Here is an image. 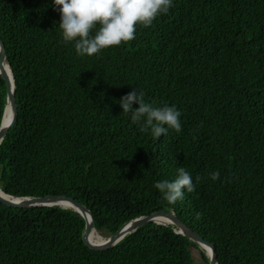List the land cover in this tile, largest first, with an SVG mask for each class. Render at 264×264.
Segmentation results:
<instances>
[{
	"label": "trees",
	"instance_id": "trees-1",
	"mask_svg": "<svg viewBox=\"0 0 264 264\" xmlns=\"http://www.w3.org/2000/svg\"><path fill=\"white\" fill-rule=\"evenodd\" d=\"M59 22L51 0H0L20 110L0 145L2 190L74 198L105 238L174 212L215 245L219 264H264V0H174L133 41L92 57L63 43ZM136 89L153 106L175 105L182 132L156 140L133 124L118 101ZM6 105L2 81L0 126ZM180 167L197 188L171 205L154 185ZM85 224L72 209L0 203V264L209 263L172 225L149 223L94 251Z\"/></svg>",
	"mask_w": 264,
	"mask_h": 264
},
{
	"label": "clouds",
	"instance_id": "clouds-1",
	"mask_svg": "<svg viewBox=\"0 0 264 264\" xmlns=\"http://www.w3.org/2000/svg\"><path fill=\"white\" fill-rule=\"evenodd\" d=\"M52 7L60 14L58 24L64 44L74 43L78 56L92 57L103 50L136 38L137 25L150 27L160 15H166L174 6V0H51ZM94 33V34H93ZM124 114H130L133 124L158 140L168 131L182 132L181 111L175 105L156 107L147 103L144 93L138 89L129 92L118 101ZM137 104L138 109L133 108ZM174 180L157 181L155 189L164 200L175 205L183 201L185 193L196 191L192 174L184 167L177 170ZM213 180L219 172L211 174ZM199 182V177L196 178Z\"/></svg>",
	"mask_w": 264,
	"mask_h": 264
},
{
	"label": "water",
	"instance_id": "water-1",
	"mask_svg": "<svg viewBox=\"0 0 264 264\" xmlns=\"http://www.w3.org/2000/svg\"><path fill=\"white\" fill-rule=\"evenodd\" d=\"M7 65V66H6ZM9 68V71H8ZM4 81L7 91V105L5 107L2 123L0 126V145L5 139L8 131L16 124L19 115V105L15 95V79L8 62V56L4 43L0 37V83ZM13 110V118L5 122V115L7 110ZM0 203L11 208H35V207H53L59 206L66 209H72L75 212L80 213L85 221V227L82 232V240L86 246L94 251H106L113 248L119 242H121L127 235L137 231L140 227L149 223H157L162 225H172L176 233L182 234L194 243H197L202 249L203 245L209 248V253L204 249L206 256L209 258L208 264H219L217 250L214 244L205 240L200 233L194 231L184 221H182L174 212L159 211L150 215L141 216L125 223L114 234L105 238L102 243H94L90 240L89 234L93 228H95V220L92 211L83 205L81 202L66 195L60 196H42V197H17L12 196L3 191V195L0 194ZM96 229V228H95Z\"/></svg>",
	"mask_w": 264,
	"mask_h": 264
},
{
	"label": "bare ground",
	"instance_id": "bare-ground-1",
	"mask_svg": "<svg viewBox=\"0 0 264 264\" xmlns=\"http://www.w3.org/2000/svg\"><path fill=\"white\" fill-rule=\"evenodd\" d=\"M8 71H9V68H8ZM12 118H13V110L8 108L7 113L5 115V122L10 121ZM0 194L3 195V190L1 187H0ZM89 238L94 243H102L103 241L106 240L105 237H103L95 228H93L92 231L90 232ZM202 247H203V249H205L209 253L208 247H206L204 245Z\"/></svg>",
	"mask_w": 264,
	"mask_h": 264
},
{
	"label": "rangeland",
	"instance_id": "rangeland-1",
	"mask_svg": "<svg viewBox=\"0 0 264 264\" xmlns=\"http://www.w3.org/2000/svg\"><path fill=\"white\" fill-rule=\"evenodd\" d=\"M191 252H192V256H193L194 260L196 261V263H199V262L201 263V255H200L199 251H196V249L192 248Z\"/></svg>",
	"mask_w": 264,
	"mask_h": 264
}]
</instances>
